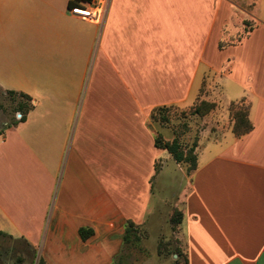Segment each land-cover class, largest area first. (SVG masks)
I'll return each mask as SVG.
<instances>
[{
  "label": "crops",
  "instance_id": "0c3cea01",
  "mask_svg": "<svg viewBox=\"0 0 264 264\" xmlns=\"http://www.w3.org/2000/svg\"><path fill=\"white\" fill-rule=\"evenodd\" d=\"M90 1L0 0V93L15 94L0 232L45 264H112L126 222L170 197L188 264H264V0H111L101 23L70 12ZM198 98L224 112L188 175L149 115ZM240 101L252 128L238 136L225 111Z\"/></svg>",
  "mask_w": 264,
  "mask_h": 264
},
{
  "label": "rangeland",
  "instance_id": "374dc122",
  "mask_svg": "<svg viewBox=\"0 0 264 264\" xmlns=\"http://www.w3.org/2000/svg\"><path fill=\"white\" fill-rule=\"evenodd\" d=\"M243 5L244 10L249 12L248 6ZM238 18H242L238 21L242 23L241 27H243V24L248 25L251 22L245 13L243 15L239 14ZM233 32H231L229 40L226 38L227 42L225 40L220 42L219 48L223 47L225 43L235 40ZM118 89V80H115V98L121 97ZM202 101L213 104L211 110L206 111L207 107L200 105ZM198 105L201 107V114L192 113V110ZM217 105L222 116L224 111L220 109L218 103L200 98L189 109L182 110L175 106L155 107L149 115L150 127L157 133L156 136L161 141L171 142L176 140L186 152L192 146L195 145L196 147L198 137L204 130H210L212 133L216 132L217 128L214 125L213 118H216V115L219 114V112H215ZM235 105L246 108L245 102H236ZM14 113V100L0 93V118L5 115L13 116ZM227 114L225 111V116L228 121L232 122L233 127L234 120L231 113V104L228 107ZM164 117L166 120L163 119ZM180 165L184 168L186 174L189 175L187 172L188 165ZM169 198L166 197L159 200L156 203V208L147 217L145 223L138 226L139 240L132 239L131 243H123L121 245L119 256L117 255L120 258H115L118 264H185L186 256L183 252L179 226L174 225L172 222L174 211H181V209L180 206H173ZM41 257L40 247L31 248L25 243L0 235V264H38Z\"/></svg>",
  "mask_w": 264,
  "mask_h": 264
},
{
  "label": "trees",
  "instance_id": "16d2710c",
  "mask_svg": "<svg viewBox=\"0 0 264 264\" xmlns=\"http://www.w3.org/2000/svg\"><path fill=\"white\" fill-rule=\"evenodd\" d=\"M75 5H78V4L75 3L73 6ZM7 94L14 99V95H15L14 92L12 91L7 92ZM19 97L23 98L25 101L28 100V96L26 95L20 94ZM240 102H244V101H240ZM200 105H205L207 107L206 111L211 110V108L213 107V104L205 103L203 101L201 102ZM192 113L201 114V107L198 105L192 110ZM231 113H232L233 120H234L232 131L236 135L240 136L251 130L252 125L248 119V105H246V108L244 109V108L236 106L235 102H232L231 103ZM163 119L166 120L165 117ZM155 145L158 148L167 150V152L172 156V158L174 159L176 163L187 164L188 173L196 169V166H197L196 154L194 153L195 145L185 152L180 147L179 143L176 140H173L171 142L169 141L163 142L157 136L155 138ZM181 221H182V212L179 210L174 211L172 215L173 224L179 226ZM90 233H91L90 230L80 229V235L82 236V238H85ZM0 235H4V234L0 232ZM122 239H123L124 244L131 243L132 239L139 240L138 226L135 225L131 221H127L125 224V231H124ZM38 264H45V262L43 261L42 258H40L38 261ZM112 264H118V262L115 261ZM185 264H188L187 258H185Z\"/></svg>",
  "mask_w": 264,
  "mask_h": 264
},
{
  "label": "built area",
  "instance_id": "2783aa9c",
  "mask_svg": "<svg viewBox=\"0 0 264 264\" xmlns=\"http://www.w3.org/2000/svg\"><path fill=\"white\" fill-rule=\"evenodd\" d=\"M110 3L111 0H91L86 4L73 6L70 9V12L77 15L84 21L101 23ZM20 118L21 115L18 114V119Z\"/></svg>",
  "mask_w": 264,
  "mask_h": 264
}]
</instances>
